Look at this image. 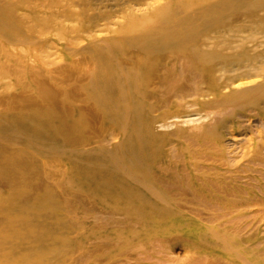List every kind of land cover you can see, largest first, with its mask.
I'll list each match as a JSON object with an SVG mask.
<instances>
[{
	"label": "bare ground",
	"instance_id": "6f19581e",
	"mask_svg": "<svg viewBox=\"0 0 264 264\" xmlns=\"http://www.w3.org/2000/svg\"><path fill=\"white\" fill-rule=\"evenodd\" d=\"M189 3L129 22L75 76L84 108L0 77V264H264L263 251L231 246L212 226L264 220V189L238 167L264 166V137L249 133L264 134V77L248 59L230 65L225 54L245 50L249 32L223 23L239 8L264 19V0ZM179 127L194 130L190 145ZM207 142L220 151L195 149Z\"/></svg>",
	"mask_w": 264,
	"mask_h": 264
},
{
	"label": "rangeland",
	"instance_id": "374dc122",
	"mask_svg": "<svg viewBox=\"0 0 264 264\" xmlns=\"http://www.w3.org/2000/svg\"><path fill=\"white\" fill-rule=\"evenodd\" d=\"M167 1L0 0V77L12 75L15 79L14 76H17L19 80L29 82L28 84L57 89L58 92H62L60 96L64 105L78 109L84 108L82 98H79L77 94L79 84L75 76L91 73L95 69L94 62L97 59L103 60V56L110 50V44L119 42L121 32L126 25H129V22L147 20L157 7ZM182 1L185 3L190 1L189 4L193 5L197 3V0ZM245 10L239 8L234 13L227 14L223 23L226 28L232 27L226 29L227 31L241 29L244 32H249L244 35L245 42L243 44L246 49L243 51L237 49L225 56L230 61V65L235 68H238L236 66L246 59L250 60L251 72L264 77V33H259L264 28V19L253 17L254 13L249 16ZM99 40L108 43L107 47ZM97 49L100 51L98 52ZM241 52L243 53L241 54ZM226 77L229 78V75L227 74ZM224 78L219 77V82L224 83ZM257 79H262L264 82V78ZM84 122L83 132L88 136L95 134L98 125L95 118L87 116ZM239 127V124H235L233 129L238 130ZM179 129L184 132V136L178 139V142L184 146L190 145L191 138L185 134L193 133L194 130L190 127H179ZM263 130L262 128L261 131ZM173 131L174 129L169 132ZM249 133L256 142L264 137L263 132L258 135L257 130L251 125H249ZM168 136L172 137L169 134ZM224 139L222 138L221 141L223 142ZM260 143L264 144L263 138ZM202 147L203 149L197 147L195 149L206 152L220 151V148L211 142L203 144ZM243 165L251 169L253 171L251 176L258 180L252 183L264 189V176L261 174V172L264 173V166H260L258 163H243L238 167L245 168ZM82 204L85 208L86 205ZM253 216L250 215L249 218L242 219L227 217L220 223H213L212 226H217L219 239L226 241L231 246L246 242L245 246L253 248L256 254H261L264 252V220L260 223L258 219L252 218ZM249 223L250 226L248 225L244 229L243 227ZM225 231L226 233H224ZM210 258L202 256L201 259L211 262ZM89 261L91 258L73 260L72 262L90 264ZM213 262L215 261L213 260ZM63 264L76 263L66 262Z\"/></svg>",
	"mask_w": 264,
	"mask_h": 264
}]
</instances>
